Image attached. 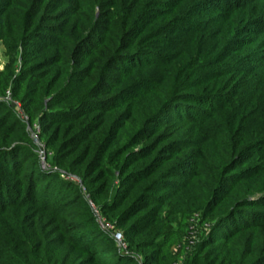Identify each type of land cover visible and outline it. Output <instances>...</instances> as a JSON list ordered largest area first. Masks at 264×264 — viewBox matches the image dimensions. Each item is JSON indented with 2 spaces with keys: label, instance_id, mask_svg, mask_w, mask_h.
Wrapping results in <instances>:
<instances>
[{
  "label": "trees",
  "instance_id": "16d2710c",
  "mask_svg": "<svg viewBox=\"0 0 264 264\" xmlns=\"http://www.w3.org/2000/svg\"><path fill=\"white\" fill-rule=\"evenodd\" d=\"M0 43L23 65L0 74V264H128L97 215L122 209L117 223L138 248L126 219L164 189L203 196L223 264H264V0H0ZM152 68L162 74L138 82L141 100L120 91ZM9 90L29 122L2 101ZM46 100L54 125L100 113L87 140L69 142L102 139L80 159L93 163L57 152L42 166L28 128ZM114 133L125 139L109 161L120 203L90 173Z\"/></svg>",
  "mask_w": 264,
  "mask_h": 264
},
{
  "label": "rangeland",
  "instance_id": "374dc122",
  "mask_svg": "<svg viewBox=\"0 0 264 264\" xmlns=\"http://www.w3.org/2000/svg\"><path fill=\"white\" fill-rule=\"evenodd\" d=\"M174 54L172 53V55ZM22 68L21 51L9 53L6 47L0 43V74L14 73L17 76ZM162 70L163 68H152L140 76L132 78V80H127L121 85L120 91L123 90L125 94L130 93L133 96L137 95L139 100H141L142 95L139 96L140 92L138 90L135 91L138 84H140L138 82L143 81V78L147 76L160 77ZM52 78L55 80L54 82L58 81L56 74ZM2 101L15 109L18 118L25 115L28 118V122L30 121L28 110L20 103L19 99L13 97L11 90L5 93ZM48 104L49 100H46L45 107H42L35 114L32 126L33 131L30 127L28 128L32 132V138L40 150V157L43 153L40 158L42 166L51 168L48 159L55 156L57 152H60V158L66 154L64 160L68 162L74 158L75 162L80 164L78 168L93 163V161L91 163L83 162L80 159L86 154L88 147L93 146L95 150L99 148L102 144V139H92V143L86 141V144H75V146L73 141L69 142L81 131L86 132L87 128H89L87 126H92V123L101 120L100 113L92 112L89 115H84L81 119H84L85 124L81 127L78 126V121H70L75 117L67 119L68 121L64 125H61L58 121L54 125V122L49 119L43 121L44 112L52 110ZM82 108H85V110L91 109L90 105ZM80 112L78 111L75 114ZM63 118L56 115L52 119L60 120ZM259 123V119L256 120L252 124V128L259 127ZM46 125V131H44V126ZM93 132L91 131L90 135ZM117 134L114 133L109 138V141L103 147L105 149L102 150L96 159L94 156L92 157L95 159V164L90 169V173L92 174L93 188L100 189L105 187V191H109L110 198L120 203L118 195H121V191L124 188L123 179L118 173H115L109 164V161L116 160L117 155L115 153H117V149L119 151V148H122L125 144V139ZM90 135L88 134L85 137L81 133V137L86 140ZM257 155L248 160L243 168H252L253 165L261 164ZM56 157L58 158L59 156ZM55 170L59 169L55 168ZM107 172H112L115 177H108ZM64 177L77 184L82 188L83 192H87L82 180L77 175ZM130 202L132 200H124L123 204L127 206ZM204 203L205 199L203 196L190 189L181 191L164 189L150 193V197L141 205L143 207L142 211L130 212L129 217L126 219L128 224L136 225V236L133 242L138 248L130 250L128 240L123 236L124 245L118 246V249L131 258L132 261L128 264H146V262H150L149 260H152L153 264H223L222 259L226 255L227 250L224 244L217 239L216 235L213 238L211 231L213 224L203 219ZM120 211L122 209L117 211L112 221L107 220L105 217L102 219L97 215L98 223L100 224L102 221L105 223V228L100 224L101 228L112 236L114 232L123 234L122 228L117 223L118 212ZM143 216L144 219H142Z\"/></svg>",
  "mask_w": 264,
  "mask_h": 264
},
{
  "label": "built area",
  "instance_id": "2783aa9c",
  "mask_svg": "<svg viewBox=\"0 0 264 264\" xmlns=\"http://www.w3.org/2000/svg\"><path fill=\"white\" fill-rule=\"evenodd\" d=\"M21 120H22L24 123H27V122H28V118H27V116H25V115H22V116H21ZM42 156H43V153L41 154V157H42ZM42 160H43V158H42ZM100 224H101L102 227L105 226V223H104L103 221L100 222ZM104 228H105V227H104ZM113 238H114V240H115V242L117 243L118 246L121 247V246L124 245L123 234L114 232V233H113Z\"/></svg>",
  "mask_w": 264,
  "mask_h": 264
}]
</instances>
